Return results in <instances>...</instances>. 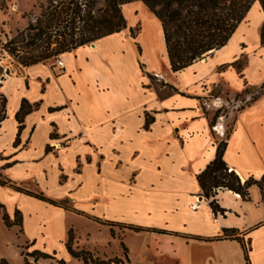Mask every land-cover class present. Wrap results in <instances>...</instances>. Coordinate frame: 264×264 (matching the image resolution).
<instances>
[{
  "label": "crops",
  "instance_id": "obj_1",
  "mask_svg": "<svg viewBox=\"0 0 264 264\" xmlns=\"http://www.w3.org/2000/svg\"><path fill=\"white\" fill-rule=\"evenodd\" d=\"M122 14L126 29L63 54L62 71L39 63L0 81V172L18 187L37 184V193L67 201L69 209L1 185L0 205L9 216L20 212L25 245L67 264L74 259L66 244L75 217L142 228L128 231L141 239L136 261L125 246L132 263L248 264L245 244L249 264H264L260 185L248 189L247 199L217 190L224 212L215 213L197 179L222 141L224 161L240 181L264 177V94L232 111L239 94L264 84L260 3L224 47L178 72L161 22L144 2L123 5ZM5 21L0 10V34ZM24 101L31 110L20 123ZM226 230L243 244L224 238ZM57 233L63 253L47 248Z\"/></svg>",
  "mask_w": 264,
  "mask_h": 264
},
{
  "label": "trees",
  "instance_id": "obj_2",
  "mask_svg": "<svg viewBox=\"0 0 264 264\" xmlns=\"http://www.w3.org/2000/svg\"><path fill=\"white\" fill-rule=\"evenodd\" d=\"M106 10L104 15L95 14L96 0H60L50 2L42 14L29 23V25L18 31L17 35L11 39L6 46L9 47L11 54L17 57L24 51L22 64L25 67L44 63L48 60L57 58L68 52L85 46L91 42L121 32L126 29L127 23L122 14V6L137 0H105ZM161 22L166 51L169 58L171 70L181 71L193 63L204 59L210 53L224 47L238 25L244 20L254 3L259 2L264 12V0H141ZM261 41L264 44V23L261 29ZM236 62L234 65H237ZM1 71V68H0ZM1 85V84H0ZM264 90V84L260 87ZM247 89L242 94H248ZM241 95V94H239ZM239 95L237 97H239ZM261 93L255 94L246 105L256 101ZM4 114L0 117L2 122L6 117V99L2 96ZM244 106L240 108L243 109ZM25 101L22 104L17 119L21 123L22 118L30 113ZM146 119V127L149 124ZM22 127L19 128V132ZM226 143L222 141L216 152L215 159L201 172L197 179L203 194L206 198L212 199L210 205L215 213L224 212L214 199L216 191L228 189L244 199L248 198V189L258 184L264 191V177L260 182L253 179L241 183L240 178L230 170L224 161ZM1 186H8L18 192L32 196L53 206L67 209V206L46 198L43 194L33 193L11 183L10 180H0ZM0 209L3 206L0 205ZM19 214V224L22 226V217ZM5 224L11 227L9 217L4 215ZM134 231H142V228L128 227ZM156 231V230H152ZM235 231H225L224 238L235 239L242 242V239L235 236ZM159 233H163L160 232ZM73 231L68 233L66 244L70 255L84 264H124L121 258L100 260L93 258L89 252L76 251L72 248ZM246 260L249 264L248 248L243 244ZM26 250L29 246L25 247ZM124 251L127 248L124 246ZM26 257L40 256L44 259L52 258L48 254L40 251H32L25 254ZM126 261L129 262L128 258ZM27 264V259L25 258ZM60 264H65L63 260ZM0 264H9L2 260Z\"/></svg>",
  "mask_w": 264,
  "mask_h": 264
},
{
  "label": "rangeland",
  "instance_id": "obj_3",
  "mask_svg": "<svg viewBox=\"0 0 264 264\" xmlns=\"http://www.w3.org/2000/svg\"><path fill=\"white\" fill-rule=\"evenodd\" d=\"M59 1L60 0H37V3L33 5V8H31L29 5L32 4V0H30V2H27L26 0H18L20 5L18 8L16 2L12 0H0V10L3 12L4 16L7 17V21L4 22L3 32L0 34V81L5 80L7 77L14 78L17 75H21V72L24 71L23 67H25L22 64L21 58L24 56V51H21V55L17 57L16 55L10 53L9 47L6 46V44L17 35L18 31L25 29L30 22L35 21V19L42 14L43 10L48 7L50 2L56 3ZM15 6H17V8ZM27 7H29L27 10L22 11ZM106 7L105 0H96V8L94 13L97 14L100 11L99 14L104 15ZM14 8L16 9L14 10ZM24 20H28V25L25 27H23L25 25ZM137 31L138 28L132 32V35L134 36ZM7 32H10L11 36H9ZM91 43L87 45L90 46ZM59 59H62V55L44 63L51 68H55L56 62ZM245 65L246 60L242 59L239 61L236 67L238 69H242ZM249 90L250 93L241 94L239 97H237L232 106V111L234 113H236V111L242 106H245L255 94L261 93V96L264 94V90L261 91L259 87H253ZM11 96L12 98L10 99L9 109L13 110L15 106L16 94L12 93ZM2 100L3 98L0 93V117L4 114ZM223 110V114H226V109L223 108ZM226 124V126H228V133L232 123L231 121H228ZM5 179L6 177L0 172V180ZM241 183H243V181H241ZM35 188L40 189V186L37 184H30L29 187L23 189L37 193ZM49 193L53 196L58 194V192L55 190H49ZM60 203L66 205L67 209H69L67 201ZM5 214L6 211L4 209H0V262L2 260H6L9 264H26V258L27 264H60L58 258L53 255H51L52 258L47 259L39 256L37 260L36 257H26L25 254L32 252L33 249L30 248V246L28 250L25 249L27 245H25L22 226L19 224L20 216L19 214H16V212L10 216L6 214L11 222V227H8L4 220ZM92 220L94 223L82 217L72 218V223L74 225V227L71 228L74 237L72 248L74 250H83L85 252H89L93 258H98L100 260H108L117 257L124 260V264H143L141 262L132 263L129 258V249L127 252L124 251V246L129 245L134 252V260L136 261V259H138L137 255H139L141 250V239L137 237L138 235H133L128 232L129 230H133L129 229L128 226L124 224L108 222L102 218H94ZM126 232L128 233L127 235ZM59 238L60 233L50 237L47 248L56 251V253H63V248L59 244ZM126 258H128L129 262L126 261ZM65 264L67 263L65 262ZM69 264H84V262L73 259Z\"/></svg>",
  "mask_w": 264,
  "mask_h": 264
},
{
  "label": "built area",
  "instance_id": "obj_4",
  "mask_svg": "<svg viewBox=\"0 0 264 264\" xmlns=\"http://www.w3.org/2000/svg\"><path fill=\"white\" fill-rule=\"evenodd\" d=\"M54 69L62 71L64 69V62L62 59L57 60L56 66Z\"/></svg>",
  "mask_w": 264,
  "mask_h": 264
},
{
  "label": "water",
  "instance_id": "obj_5",
  "mask_svg": "<svg viewBox=\"0 0 264 264\" xmlns=\"http://www.w3.org/2000/svg\"><path fill=\"white\" fill-rule=\"evenodd\" d=\"M90 45H91L92 47H94V43H91Z\"/></svg>",
  "mask_w": 264,
  "mask_h": 264
}]
</instances>
